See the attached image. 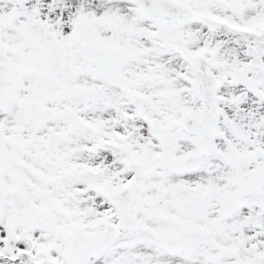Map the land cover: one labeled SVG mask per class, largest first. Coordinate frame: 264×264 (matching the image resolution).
I'll use <instances>...</instances> for the list:
<instances>
[{"label": "snow or ice", "instance_id": "6c2138e0", "mask_svg": "<svg viewBox=\"0 0 264 264\" xmlns=\"http://www.w3.org/2000/svg\"><path fill=\"white\" fill-rule=\"evenodd\" d=\"M0 264H264V0H0Z\"/></svg>", "mask_w": 264, "mask_h": 264}]
</instances>
